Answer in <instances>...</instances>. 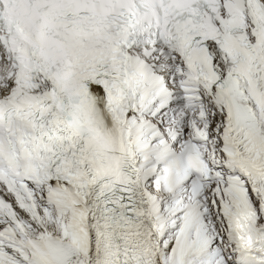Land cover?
<instances>
[{
	"label": "snow or ice",
	"instance_id": "obj_1",
	"mask_svg": "<svg viewBox=\"0 0 264 264\" xmlns=\"http://www.w3.org/2000/svg\"><path fill=\"white\" fill-rule=\"evenodd\" d=\"M0 264H264V0H0Z\"/></svg>",
	"mask_w": 264,
	"mask_h": 264
}]
</instances>
